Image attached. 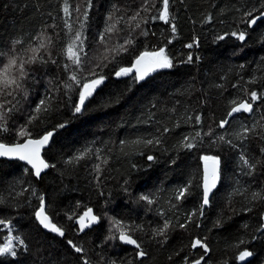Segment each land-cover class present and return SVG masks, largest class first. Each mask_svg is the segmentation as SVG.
<instances>
[{
    "label": "trees",
    "instance_id": "16d2710c",
    "mask_svg": "<svg viewBox=\"0 0 264 264\" xmlns=\"http://www.w3.org/2000/svg\"><path fill=\"white\" fill-rule=\"evenodd\" d=\"M154 2L156 7L149 2L151 11L145 12L146 0H91L90 7L88 0H0V50L8 53L12 42L19 39L23 43L15 45L16 54L26 58L32 55L29 48L51 37L50 47L39 53L48 62L25 65L28 76L22 83L27 96L17 91L15 99L7 97L12 103L6 107H15L8 113L9 131L0 133V142L23 143L27 136L16 134L22 125L33 139L56 131L45 152V159L55 167L50 166L40 181L25 165L0 161V219L10 220L14 228L9 233L0 225V244L7 236L19 234L28 246V251L20 249L15 259L0 257V264H83L85 257L90 264H111L113 260L116 264H184L185 260L192 264L201 255L203 264H241L237 257L244 250L253 253L246 264H264V200L251 197L252 192H264V135L250 136L242 144L233 136L242 123H255L258 130L264 125V100L252 102L253 113L232 119L230 127H217L227 118L231 101L248 100L251 91L264 94V20L253 29L241 22L243 13L258 7L261 0H170L175 34L163 21L151 19L162 7L160 0ZM66 3L72 10L69 21ZM137 12L149 22L133 20ZM209 15L212 19L206 22ZM81 23L87 56L82 54L83 71L77 73L78 78L81 83L90 81L95 77L89 72L94 70L106 79L78 114L73 107L82 89L68 79L72 68L65 71L64 65L71 66V60L64 53ZM137 23L140 28L135 27ZM108 25H115V30L105 33ZM144 29L147 36L141 34ZM233 31H246L245 41L231 36ZM38 35L41 41L35 39ZM129 39L133 43H127ZM121 45L125 50H114ZM160 48L166 49L172 68L144 82L134 81L135 75L115 77L119 68H132L143 53ZM49 52L56 63L48 59ZM189 55L192 62H187ZM6 59L0 57V69ZM65 82L73 87L67 89ZM46 93L53 98L50 109L28 124L36 102ZM3 100L0 97V102ZM210 129L212 135H204ZM197 132L202 142L197 137L190 141L195 147H182L181 141ZM223 133L236 147L217 139ZM157 139L158 144L145 143ZM89 148L92 153L74 161ZM98 150L107 164L97 159L94 153ZM242 152L259 161L252 175L245 174ZM204 156L220 158L219 188L203 217L193 216L186 229L179 228L176 222L185 223L187 215L201 205ZM96 164H101L99 174ZM189 182L190 195L175 200L177 190ZM142 195L154 203L147 204L140 199ZM37 196L44 197L46 211L63 229L64 238L45 232L37 223ZM89 208L101 218L99 225L80 234L76 220ZM165 219L171 220L172 226L166 233L167 242L159 243L164 238H153L152 232ZM113 220L134 229L130 234L142 242L148 253L145 258L136 257L137 249L121 245L119 239H109L119 234ZM202 237H207L209 253L191 247L195 238ZM69 240L85 252L76 253Z\"/></svg>",
    "mask_w": 264,
    "mask_h": 264
},
{
    "label": "snow or ice",
    "instance_id": "6c2138e0",
    "mask_svg": "<svg viewBox=\"0 0 264 264\" xmlns=\"http://www.w3.org/2000/svg\"><path fill=\"white\" fill-rule=\"evenodd\" d=\"M151 2L152 8H155V2L154 0H146V3L142 9V11L149 12L151 9L148 7V3ZM162 7L159 9H156L157 14L152 16L151 19L153 21L155 20H161L165 24L169 25L171 29V33L175 34L177 32V26L175 24V18L170 12V0H160ZM91 6V0H88V7ZM76 11H79V9H76ZM64 12L69 17L71 16V13L69 12V8L67 6V3L64 7ZM258 13V15L256 14ZM248 17H251V19H248ZM139 18L142 23L147 24L149 21L145 17H140V12H137L132 19L136 20ZM264 18V0H261V3L258 7L253 8L251 10L245 11L243 13V18L241 20L242 23L247 24L249 27H252L253 25L257 24L258 20H261ZM109 20L112 19V16L109 15ZM212 19L211 15H209L206 18V22H210ZM84 20H87V14L84 15ZM67 27L71 29V25L67 24V21L65 22ZM136 28H140L141 24L137 23L135 25ZM83 28L84 24H80V30H77L74 35L72 36L71 43L68 44L67 48L65 49V55L67 59L71 60V66L69 64L64 65L65 71H68L69 68H72V71L69 74L68 79L70 81L75 82L77 86H79L82 91L78 93V103H76L73 107L74 113H81L85 107V101L88 99L93 92L95 91L96 87L101 85L104 80L106 79L105 76L96 73L94 70L89 72L90 76L95 77L94 79H91L90 81L81 83L80 79L78 78L77 73L83 71V56H87V53L84 52V40L86 37L83 35ZM115 30V25H108L105 29V33H111ZM142 35L147 36L148 30L144 29L141 32ZM43 35V33H41ZM41 35H38L35 39L37 41H41ZM231 36L236 37L239 41L243 42L246 39L247 32L246 31H233L230 33ZM219 39L223 40L225 37L220 36ZM47 42L41 41L38 45V47L35 48H29L28 51L32 53L31 56L28 57H21L16 54L15 45L22 44V40H14L12 42V47L10 48L8 53L3 52L0 50V57H7L6 63L3 64L2 69H0V97H4L3 102H0V133L9 131V128L7 126V118L8 113L12 112L14 110L13 107H6L7 104H11L12 101H8V96H13L15 99V93L17 91H23L24 96H27V90L24 88L23 81L27 78L28 72L25 69L26 64H32L39 61L40 63H47L48 61L45 60L43 56H40V50L41 49H47L50 47L51 43V37H47ZM100 41L104 42V35L101 34ZM171 42V41H169ZM127 43L131 44L133 41L129 39ZM194 43L198 46L199 42L194 41ZM186 47L192 48L193 44H187ZM116 51L119 50H125L124 46L121 45L119 49H114ZM148 57L150 59V63L147 65V69L142 66L143 61L145 58ZM48 59L51 60L52 63H56L55 59L51 57V53H48ZM192 56L189 55L187 58V62H192ZM19 61V63H18ZM99 66V65H98ZM173 63L171 58L166 54L165 48L157 49L151 53L145 52L141 56H139L135 61V69L137 72V75L133 77V80L136 82L143 81L145 77L147 76L149 71H154L157 68H172ZM14 70V71H13ZM133 69L131 67H122L119 68L117 71H115L114 75L116 78L120 77H127L132 73ZM252 83H255V80L251 81ZM50 90L51 86L53 84L52 81H49ZM64 86L67 89H71L73 85L71 83L65 82ZM218 87H220L218 85ZM58 90V89H54ZM52 96L50 94H45L44 98L40 99L38 102H36L35 107L32 109V114L29 115L27 123L31 124L32 121L38 120L40 118V115L42 113L47 112L51 105H52ZM264 100V94L257 93L256 91H251L249 95L248 100H240L231 101V107L227 114L228 118L222 119L219 121L217 127L219 128H225V126L230 127L229 118L233 117L235 114L238 113H247L252 114L254 111L253 103L255 101H262ZM18 103V101H17ZM197 123H200L201 117H196ZM60 127H65L64 124H61ZM165 131H168V129H165ZM20 137L27 136V139L24 143L19 142H13L11 144L0 142V157H5L8 159H17L20 161H25L27 164L31 165L32 168L35 170L34 175L39 178L41 172L48 168V167H55V165H49L46 163L43 159L40 158V150L42 147H44L49 140L51 139L53 133L49 131L48 133L44 134L40 138L33 139L31 137V133L27 131L26 126H21L20 129L16 133ZM204 135H212V130L210 129L207 133ZM262 136L264 135V125L258 126L257 124H247L242 123L239 130L233 133V136H235L237 139L240 140L241 144L243 141L247 140L250 136ZM199 138L202 142L203 137L200 135V132H197L195 134V137H185L183 141H181L182 147L191 149L196 146L195 143L190 142L195 140V138ZM217 139L221 143H225L228 145H231L232 147H236V145L233 143L232 139L227 138V133H223L218 135ZM159 143V139L153 141L148 140L145 141L146 144H152V143ZM134 143H140V141H135ZM262 152H264V149H261ZM89 153H92V149H86L84 152L78 154L76 157H74L75 162H79L81 159H84ZM98 160L101 161L103 164H107V158L102 157L99 153V150L94 153ZM149 160H152L153 157L149 156ZM204 161L211 160L213 163V167L211 171L207 167L204 169V176H203V192H202V198H201V205L200 207L192 213H189L186 217L185 223H180L179 221L176 222V226L179 228L186 229L188 223L192 222L193 216L203 217L204 215V207L210 206V195L212 194L213 189L216 188L219 180H220V170H219V164H220V158L217 156H204ZM240 160L242 161V164L244 167L247 168V172H245L246 175H252L257 167V164L259 161L252 160L251 158L246 157L243 152L240 155ZM73 161H69V163H72ZM175 163V161H173ZM96 172L99 174L101 169V164L95 165ZM97 181H99V175L96 177ZM191 187V182H189L184 187L177 190V194L175 195V200H182L185 198L186 195H190L189 188ZM239 191V189H237ZM251 197L253 201L256 200H264V192L261 191H255L251 193ZM37 199L39 200V205L37 210L35 211L34 215L36 219L38 220L39 224L44 228L47 229L50 232L56 233L59 236H64V231L61 227H58L55 223L52 222V218L49 216L48 212L46 211V203L43 196H37ZM141 200L146 201L147 204L151 205L154 203V199L150 198L147 195H142L140 197ZM0 203H3L2 198H0ZM251 211V209H248ZM163 215V213H161ZM69 219H72V217H69ZM100 217L98 215L92 214V209H87L77 220L76 223L79 225V231L83 232L87 228H91L94 223L100 222ZM116 232H118L117 235H112L109 237V239H119L122 243L133 245L136 249V257L143 259L145 258L148 253L143 249L142 242H140L137 238H133V235L130 234L134 231V229L131 226H125L120 220H113L112 221ZM220 220H217L216 225L220 226ZM0 225H4L5 228H7L8 232L11 233L14 231V228L11 224V221L0 219ZM172 226V221L165 219L163 222V225L159 228H156L152 232L153 238L156 237H163L164 239L162 241H158L159 243H166L167 242V235L169 228ZM199 224H197V227ZM207 237L202 238H195L191 244V247L193 249L199 247L203 250V252L209 253L211 249L209 248L208 244L206 243ZM67 243L74 249L76 253L83 254L85 252L84 248L82 246H78L77 244L73 243L71 240L67 241ZM243 243V241H241ZM20 249H23V251H28V246L25 243L24 239H22L19 234L15 236H7L5 241L0 244V257H11L15 259L17 257L18 251ZM253 253L248 250L241 251L237 257L240 261H244L246 258L251 257ZM204 256L201 255L199 259H196L192 261V264H203ZM83 264H90V260L88 258H83ZM111 264H116V261H111ZM128 264H131L129 261ZM184 264H188V261L185 260Z\"/></svg>",
    "mask_w": 264,
    "mask_h": 264
},
{
    "label": "water",
    "instance_id": "95a60500",
    "mask_svg": "<svg viewBox=\"0 0 264 264\" xmlns=\"http://www.w3.org/2000/svg\"><path fill=\"white\" fill-rule=\"evenodd\" d=\"M262 20H264V18H262L261 20H258V21H257V24H258L260 21H262ZM257 24H256V25H257ZM256 25H253L252 27H250V29H253ZM149 63H150V59H149L148 57H146L145 60L143 61L142 66L145 67V69H147V65H148ZM132 69H133V71H132V73H131L130 75H135V76H136V75H137V72H136V69H135V64L133 65ZM157 72H158V68H157L156 70H154V71H149L148 74H147V76L145 77V79H144L143 81H140V82H144V81H146V80L152 78L153 76H155V75L157 74ZM99 87H100V85L97 86L96 89H95V91L93 92V94H92L88 99H86V101H85V105L87 104L88 101H90V100L94 97V95H95L96 91L99 89ZM83 110H84V109H83ZM82 112H83V111H82ZM82 112H81V113H82ZM81 113H78V114H81ZM242 114H247V113H243V112H242V113L235 114L233 117L229 118V122H230L232 119H234V118H236V117H238V116H240V115H242ZM249 115H250V114H249ZM227 118H228V117H227ZM226 127H227V126H225V128H226ZM225 128H221V129H225ZM51 132L53 133L51 139H50L49 142H48L44 147H42L41 150H40V158L43 159L46 163H48V161L45 159V152L51 147V144H52L53 138H54V136H55V134H56V131H51ZM41 137H42V136H41ZM24 142H25V141H24ZM24 142H23V143H24ZM1 160L8 161V162H18V163H21L22 165L27 166V167L32 171V173H33V175H34L35 170L32 168L31 165L27 164L25 161H20V160H17V159H8V158H5V157H0V161H1ZM48 164H49V163H48ZM49 165H50V164H49ZM205 167H207V168L209 169V171H211V169H212V167H213V163H212V161H211V160H209V161H207V162H206V161H203V164H202L203 176H204V169H205ZM50 168H51V167H48V168L44 169V170L41 172L39 178H37V177L34 175L35 179L38 180V181H40L41 178H42V177H43V176H44V175L50 170ZM219 170H220V180H219V182H218L216 188L213 189L212 194L210 195V202H211V199H212V197H213L215 191L219 188V185H220V181H221V164H219ZM202 183H203V182H202ZM202 191H203V187H202ZM210 204H211V203H210ZM207 208H209V206H205V207H204V210H206ZM92 214L95 215V213H94L93 210H92ZM36 221H37V223L39 224V222H38L37 219H36ZM262 223H263V228H264V215H263V217H262ZM75 225H76L77 228L79 229V225H78L77 223H75ZM98 225H99V223H94V224L92 225L91 228H87V229H85L83 232H81V231H79V232H80V234H85L86 232H88L89 230L93 229L94 227H96V226H98ZM39 226H40L45 232H47V233H51V234H53V235L56 236V237L64 238V236H65V234H64V236L61 237V236H59V235L56 234V233H53V232L48 231L47 229H44L40 224H39ZM119 242H120L121 245H123V246H125V247H129V248L136 249L133 245L124 244V243H122L120 240H119ZM195 249H199V247H197V248H195ZM252 256H253V255H252ZM252 256L246 258L244 261H240L239 259H238V261H239V263H241V264H246V263H248V262L251 260Z\"/></svg>",
    "mask_w": 264,
    "mask_h": 264
},
{
    "label": "rangeland",
    "instance_id": "374dc122",
    "mask_svg": "<svg viewBox=\"0 0 264 264\" xmlns=\"http://www.w3.org/2000/svg\"><path fill=\"white\" fill-rule=\"evenodd\" d=\"M69 12L72 14V10H71V8H69ZM66 15V14H65ZM67 16V18H68V21H69V18H71V16L69 17L68 15H66ZM67 24H69V22H67ZM159 69V71H162V70H165V69H167V68H163V69H161V68H158Z\"/></svg>",
    "mask_w": 264,
    "mask_h": 264
},
{
    "label": "flooded vegetation",
    "instance_id": "af4514ba",
    "mask_svg": "<svg viewBox=\"0 0 264 264\" xmlns=\"http://www.w3.org/2000/svg\"><path fill=\"white\" fill-rule=\"evenodd\" d=\"M158 72H160L159 69H158ZM158 72H157V73H158Z\"/></svg>",
    "mask_w": 264,
    "mask_h": 264
}]
</instances>
